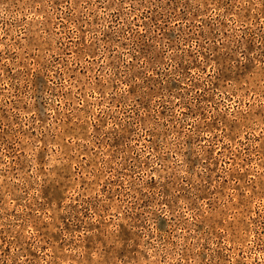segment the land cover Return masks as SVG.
<instances>
[{
	"label": "rangeland",
	"instance_id": "rangeland-1",
	"mask_svg": "<svg viewBox=\"0 0 264 264\" xmlns=\"http://www.w3.org/2000/svg\"><path fill=\"white\" fill-rule=\"evenodd\" d=\"M0 264H264V0H0Z\"/></svg>",
	"mask_w": 264,
	"mask_h": 264
}]
</instances>
